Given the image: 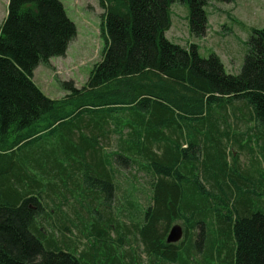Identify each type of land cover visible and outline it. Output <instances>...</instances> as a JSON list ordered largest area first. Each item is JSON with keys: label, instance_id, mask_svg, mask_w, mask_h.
Masks as SVG:
<instances>
[{"label": "trees", "instance_id": "16d2710c", "mask_svg": "<svg viewBox=\"0 0 264 264\" xmlns=\"http://www.w3.org/2000/svg\"><path fill=\"white\" fill-rule=\"evenodd\" d=\"M176 2L189 9L190 35L205 37L211 0H99L101 60L83 87L59 82L65 95L51 99L34 73L66 56L77 26L62 0H9L0 27V264H128L125 225L103 216L113 206L127 213L148 264H196L200 242H166L176 222L185 238L215 245L206 263L215 253L220 264H264V170L245 177L226 144L253 152L255 139L264 165V28L252 29L232 75L215 54L203 58L197 45L166 38ZM238 113L253 127L231 135ZM127 169L150 177L139 221L132 201L119 198L118 174ZM68 195L74 215L77 206L82 212L74 218L70 206L63 222ZM55 198L64 202L46 213ZM84 216L94 221L90 231ZM55 218L70 242L84 226L77 233L104 237L105 249L84 255L57 231L45 235L41 221L52 228ZM206 225L227 241L205 235Z\"/></svg>", "mask_w": 264, "mask_h": 264}, {"label": "rangeland", "instance_id": "374dc122", "mask_svg": "<svg viewBox=\"0 0 264 264\" xmlns=\"http://www.w3.org/2000/svg\"><path fill=\"white\" fill-rule=\"evenodd\" d=\"M62 2L69 18L77 26V35L69 45L66 56L52 58L50 67L41 65L34 73L36 85L51 99L61 98L65 95L59 82L71 83L77 88L83 87L88 80L94 64L101 60L103 48V41L100 36L101 14L103 10L100 7L99 0H62ZM8 3L9 0H0V27L7 16ZM206 11L210 19L209 32H207L205 37L193 38L189 32V9L187 5L181 2L174 3L171 6V28L166 32V38L172 43L183 47L195 44L199 48L201 57L207 58L210 54H215L221 60L228 73L232 75L239 74L247 54V42L252 29L264 28V0H236L234 4L226 3L223 0H211ZM237 115L238 117L231 116L229 121L231 135L234 132L246 133V129L249 126L253 127V123H251L249 117H241L240 113ZM51 142H53V139H51ZM242 142L246 143V138ZM226 144L229 151L233 153V156H228V158H230L231 163H233V157L237 159V164L245 177L257 178L258 174L256 171L260 168L264 170V165L260 159V148L257 146L255 139L251 144L254 149L253 152H250L247 148H240L230 141ZM110 148L109 150H111ZM149 179L150 177L147 173L136 170L127 169L118 174L119 198H122L121 202L123 206L126 205V200L132 201L135 205L136 210L132 214L136 221L140 220L141 213L149 203ZM67 199L66 202L62 198H55L56 203L49 201L46 213L50 214V209L59 207L64 202L61 208L63 214L60 219L64 222L68 218L64 214V211L69 212L70 206L71 212L69 214L76 217L78 212H82V209L77 206L76 215H74L75 206L72 205L75 204L76 199L71 195H68ZM120 210H123V208ZM102 211L106 219L111 218V220L125 225L124 229L120 227L119 230L122 229L121 232L124 233L125 240L129 242L121 250H125L128 255L126 262L128 264H133L134 262L135 264H148L149 257L144 251L143 243L137 235H132V232L129 230L130 226L128 225H130V221L127 213L117 211L114 206L112 212L110 209H102ZM63 222L55 218L54 223L56 227L51 228L50 222L42 220V231L47 236L51 235L54 230L57 231L56 237L58 239L62 240L65 245H76L84 255L86 253H93L94 251V255L96 256L98 251L101 252V250L105 249L104 237L92 236L90 240V238L86 239L84 236L85 232L77 233L84 226L89 231L93 229L92 225L94 221L89 216H84V226H80L78 229L73 227L75 231L73 232L74 236H71L72 242L68 240L70 238H68L67 232L62 231ZM72 225L80 224L75 219L72 220ZM174 225H179L183 228L182 222H176ZM209 230L212 231L211 227L206 225L205 235L215 236L218 243L227 241L221 231L210 233ZM199 231L201 232L200 229ZM111 238L116 239L118 235L111 232ZM191 239L194 243L200 242V252H193L194 259H191V263L220 264L215 253H213L211 261L206 263L209 249L211 247L215 248V245L208 244V236L200 239L197 234L188 233V236L185 238L184 234L182 240L176 245H180L184 241V248H186ZM179 251L183 252L180 249ZM101 257L104 259L102 254L100 255ZM184 257H186V254H184ZM83 259L90 261L93 258L83 256Z\"/></svg>", "mask_w": 264, "mask_h": 264}, {"label": "water", "instance_id": "95a60500", "mask_svg": "<svg viewBox=\"0 0 264 264\" xmlns=\"http://www.w3.org/2000/svg\"><path fill=\"white\" fill-rule=\"evenodd\" d=\"M183 238V228L179 225H174L167 238H166V242L168 244H172L175 245L176 243L180 242Z\"/></svg>", "mask_w": 264, "mask_h": 264}, {"label": "crops", "instance_id": "0c3cea01", "mask_svg": "<svg viewBox=\"0 0 264 264\" xmlns=\"http://www.w3.org/2000/svg\"><path fill=\"white\" fill-rule=\"evenodd\" d=\"M231 4H234V3H231ZM209 25H210V19H209V16H208V28H209ZM207 32H209V29H208Z\"/></svg>", "mask_w": 264, "mask_h": 264}, {"label": "bare ground", "instance_id": "6f19581e", "mask_svg": "<svg viewBox=\"0 0 264 264\" xmlns=\"http://www.w3.org/2000/svg\"><path fill=\"white\" fill-rule=\"evenodd\" d=\"M255 213H256V211H255Z\"/></svg>", "mask_w": 264, "mask_h": 264}, {"label": "clouds", "instance_id": "9594fccd", "mask_svg": "<svg viewBox=\"0 0 264 264\" xmlns=\"http://www.w3.org/2000/svg\"><path fill=\"white\" fill-rule=\"evenodd\" d=\"M167 238V237H166Z\"/></svg>", "mask_w": 264, "mask_h": 264}]
</instances>
